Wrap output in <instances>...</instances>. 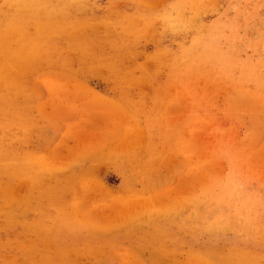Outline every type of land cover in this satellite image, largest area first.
Segmentation results:
<instances>
[{
	"label": "rangeland",
	"instance_id": "1",
	"mask_svg": "<svg viewBox=\"0 0 264 264\" xmlns=\"http://www.w3.org/2000/svg\"><path fill=\"white\" fill-rule=\"evenodd\" d=\"M0 264H264V0H0Z\"/></svg>",
	"mask_w": 264,
	"mask_h": 264
}]
</instances>
